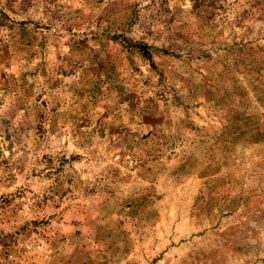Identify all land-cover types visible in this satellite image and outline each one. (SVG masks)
I'll list each match as a JSON object with an SVG mask.
<instances>
[{
    "label": "rangeland",
    "instance_id": "1",
    "mask_svg": "<svg viewBox=\"0 0 264 264\" xmlns=\"http://www.w3.org/2000/svg\"><path fill=\"white\" fill-rule=\"evenodd\" d=\"M0 264H264V0H0Z\"/></svg>",
    "mask_w": 264,
    "mask_h": 264
},
{
    "label": "trees",
    "instance_id": "2",
    "mask_svg": "<svg viewBox=\"0 0 264 264\" xmlns=\"http://www.w3.org/2000/svg\"><path fill=\"white\" fill-rule=\"evenodd\" d=\"M139 48L142 49V50L144 49V51H145V46L144 45L139 46Z\"/></svg>",
    "mask_w": 264,
    "mask_h": 264
}]
</instances>
